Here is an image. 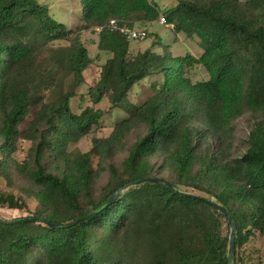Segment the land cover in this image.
Segmentation results:
<instances>
[{
	"label": "trees",
	"instance_id": "16d2710c",
	"mask_svg": "<svg viewBox=\"0 0 264 264\" xmlns=\"http://www.w3.org/2000/svg\"><path fill=\"white\" fill-rule=\"evenodd\" d=\"M81 1L70 25L42 0H0V178L12 188L0 187V208L43 220H0V264H264L245 250L264 235V0H177L164 11L156 0ZM162 15L176 35L197 39L200 56L175 55L147 29L155 40L133 53L107 26ZM100 26L99 49L112 56L88 88L93 104L76 112L93 62L82 33ZM200 65L209 78L194 82ZM141 82L150 94L138 104L130 92ZM104 98L127 116L83 151L77 144L100 125ZM245 115L244 150H235ZM149 177L165 183L126 187ZM209 200L237 224L231 263L230 223Z\"/></svg>",
	"mask_w": 264,
	"mask_h": 264
},
{
	"label": "rangeland",
	"instance_id": "374dc122",
	"mask_svg": "<svg viewBox=\"0 0 264 264\" xmlns=\"http://www.w3.org/2000/svg\"><path fill=\"white\" fill-rule=\"evenodd\" d=\"M49 4L51 13L54 17L60 21L70 25H74L77 17L84 11L83 4L81 0H42ZM162 10L171 7L176 4L177 0H156ZM164 16V15H162ZM161 18V17H160ZM160 18L157 22L153 24H141L137 23L135 28L147 29L148 32L155 33L159 35L163 41L168 44L175 55H186L187 53H192L196 56H200L203 52V47L198 43L195 37L188 38L186 34L181 33L176 35L173 30V25L170 23L163 24L160 22ZM157 37V36H156ZM82 38L89 50L90 56L93 59L92 64L85 71L86 82L81 85L77 90V96L72 99L73 109L76 112H80L81 104L83 106L92 105L93 103L89 100L88 88L91 84H94L100 75L102 65L107 61L108 58L112 56L111 53L102 51L99 49L98 40H99V31L97 29L85 31L82 33ZM155 37H149L144 40H131L130 50L133 53L143 51L146 48L150 47ZM57 44H64L63 41L57 42ZM158 50L161 48L156 47ZM46 47L40 45L39 52L44 54ZM190 75L192 76L194 82L199 80H206L209 78L208 71L203 66H198L192 69ZM150 85L146 82H141L137 84L132 91L130 92V100L134 103L143 102L148 95L150 94ZM81 95H85L86 98L82 101ZM97 107L105 111V115L100 122V125L95 129V133L86 136L83 138L77 146L83 150L87 151L92 146V139L95 136L106 137L110 135L114 123L122 118L127 116V112L120 108H114L111 106L109 99L104 98L101 103L96 105ZM236 137L234 149L242 150L244 148V139L247 135L248 129V115H245L236 121ZM30 146L29 142H24L21 145V149L18 152V157L23 159L26 155L28 148ZM244 150V149H243ZM0 187L2 189H12L8 188L6 182L0 178ZM31 207L36 206V202L30 201ZM0 214L5 219H16L30 214L17 209L10 208H0ZM245 250L247 251L248 258L254 263L258 259H264V235H257L255 238L250 240L246 246Z\"/></svg>",
	"mask_w": 264,
	"mask_h": 264
},
{
	"label": "water",
	"instance_id": "95a60500",
	"mask_svg": "<svg viewBox=\"0 0 264 264\" xmlns=\"http://www.w3.org/2000/svg\"><path fill=\"white\" fill-rule=\"evenodd\" d=\"M145 181H158V182H161V183H165V180L162 179V178H160V177H149V178H144V179H141V180L132 182L129 185H127L126 187L131 186L133 184L140 183V182H145ZM175 189H179V188H177L175 186ZM121 190L122 189H119L113 195H111V197L108 199V201L105 202L100 209H97V210L91 212L90 214H88V215H86L84 217L78 218L75 222H78L80 220H83V219H87V218H91V217L96 216L101 210H103L104 208L108 207L110 204H112L116 200V198L120 195ZM188 194L195 195L193 193H188ZM209 202L212 205H214L217 209H219L221 212H223L224 215L226 216L227 220L230 223L231 232H230V238H229L228 261L231 263L233 261V259L235 258V255H236V233H237V224H236L234 218L232 217V215L230 214L229 210H227L223 205H221L219 203H216L214 201H211V200H209ZM0 220H2L4 222H16V221H20V220H26V221L27 220H31V221H38V222L43 221L42 219L37 218V217H26V218H17V219H5V218H3L1 216V214H0ZM48 223L51 224L54 227H61V225H59L57 223H52V222H48Z\"/></svg>",
	"mask_w": 264,
	"mask_h": 264
},
{
	"label": "built area",
	"instance_id": "2783aa9c",
	"mask_svg": "<svg viewBox=\"0 0 264 264\" xmlns=\"http://www.w3.org/2000/svg\"><path fill=\"white\" fill-rule=\"evenodd\" d=\"M160 22L163 24L168 23L167 19L164 16H161ZM107 26H109L111 29H119L122 33H124L128 37L129 40L139 41V40H144L147 38L146 29H143V28L140 29V28H135V27L129 28L127 26H119L116 18L110 19ZM102 27L103 26H100V27H97L96 29L98 31H100L102 29Z\"/></svg>",
	"mask_w": 264,
	"mask_h": 264
}]
</instances>
